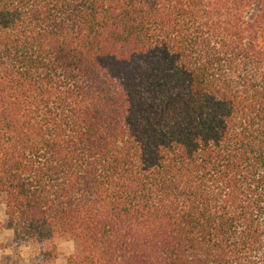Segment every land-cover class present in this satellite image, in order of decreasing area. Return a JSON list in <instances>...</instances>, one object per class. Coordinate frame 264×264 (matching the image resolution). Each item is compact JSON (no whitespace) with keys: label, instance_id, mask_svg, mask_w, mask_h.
<instances>
[{"label":"trees","instance_id":"16d2710c","mask_svg":"<svg viewBox=\"0 0 264 264\" xmlns=\"http://www.w3.org/2000/svg\"><path fill=\"white\" fill-rule=\"evenodd\" d=\"M2 200L31 264H264V0H0Z\"/></svg>","mask_w":264,"mask_h":264},{"label":"rangeland","instance_id":"374dc122","mask_svg":"<svg viewBox=\"0 0 264 264\" xmlns=\"http://www.w3.org/2000/svg\"><path fill=\"white\" fill-rule=\"evenodd\" d=\"M6 208L3 200L0 202V240L6 239L9 243L2 244L0 248V264H31L41 260L37 248L30 244L16 245L14 242V231L12 237L8 235ZM11 241V242H10ZM57 250V259L52 264H67L70 255L79 250L78 243L68 236L56 237L54 240Z\"/></svg>","mask_w":264,"mask_h":264},{"label":"crops","instance_id":"0c3cea01","mask_svg":"<svg viewBox=\"0 0 264 264\" xmlns=\"http://www.w3.org/2000/svg\"><path fill=\"white\" fill-rule=\"evenodd\" d=\"M11 231H12V230H9V231H8V233H9L8 235H10V237H12V235H13ZM10 242H11V241H10ZM3 243L6 244V243H9V241L6 240V239H2V240H0V244H3ZM0 251H1V249H0Z\"/></svg>","mask_w":264,"mask_h":264}]
</instances>
